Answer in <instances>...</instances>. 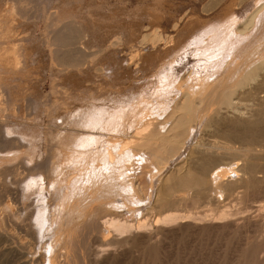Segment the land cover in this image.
I'll use <instances>...</instances> for the list:
<instances>
[{"label":"bare ground","instance_id":"6f19581e","mask_svg":"<svg viewBox=\"0 0 264 264\" xmlns=\"http://www.w3.org/2000/svg\"><path fill=\"white\" fill-rule=\"evenodd\" d=\"M244 1L232 0L227 9L216 17V21L211 20L218 23L210 24L212 26L209 25L205 30L203 25L204 31L199 33L201 36L198 37V43L193 44L201 50L199 52L197 49L194 55H205L204 58L208 59L207 65L205 64L206 72L204 76L195 74L192 83L188 81L190 84L183 83L185 78H180L170 85V68H165L163 76H155L150 80L147 78L148 82L142 86L133 83L132 85H137L136 92L133 89L134 93L128 94L127 87H120L122 82L118 81L128 77L123 75L126 73L124 68L127 64L133 66L140 63L142 71L150 73L154 71L159 57L166 55L169 58L183 52L186 43L197 39L194 31L195 25L199 23L193 17L172 36L162 35L158 28H152L144 37L147 38L144 41L154 42H151L152 46L138 44V48L132 46L129 49V60L112 59L106 64L108 66L105 70L103 67L99 69L103 70V74L99 75L98 84L83 85L74 79L73 83L67 85L62 93L65 97H74L79 91H84L91 99L81 114L75 113L73 117L69 116L72 117L70 119H67V113L63 115L61 123L67 122L69 131L63 133L60 130L62 126L56 121L50 126L55 133L59 132L58 137H67L69 140L66 151L62 149L66 152L64 156L68 157L63 156L61 162H65V158L72 160L74 157L73 165L70 166L77 168L76 173L64 174L67 188L57 184L52 186L54 200L66 207L61 209L60 205L55 204L52 211L46 205L38 213L35 211L36 214H30L35 217L34 222H31L34 224V227L31 226L34 239L39 241V238L47 235L52 239L51 245L41 255L32 256L34 247L30 248V243L28 245L21 241L23 237L19 238L17 229H12L7 234L5 232V227H9L5 225L10 221L11 208L20 203L22 191L16 189L14 197H10L7 183L0 181V264H63L62 257L66 264H121L127 259L124 255L129 254L126 250L128 248H132L134 252L138 249L141 251V257L138 254L141 264H191L198 256L194 257V251L191 253L180 250L182 241L192 240V245L195 246V242L204 241V235L213 231L220 238V231L226 233L224 229H228V232L222 245L236 239L239 244L236 243L237 247L232 251L230 262L227 263L220 257L216 264H264V239L249 241L250 236L248 239L245 230L254 226L257 236L260 237L264 228V147L262 143L261 147L258 145V141L264 139V95H261L264 93V0H258L256 8L241 20L236 10ZM9 14L30 15L28 1L18 0ZM141 17L142 14L136 12L131 22H128L131 24L128 28L122 27L128 24L124 21H119L122 25L120 27L106 31L104 28L101 30L102 43L111 38L121 42L131 41L140 31ZM71 23L67 22L52 35H46L47 44L52 46L48 61L57 66L79 68L83 56H88V52L80 49L82 45L77 46L83 37L74 28V23ZM178 23H175L176 28ZM13 31V22L4 16L0 20V38L5 39L0 42V160L5 162L15 160L18 150L24 151L27 148L25 143L31 139V131L34 133L31 120L26 119L25 114H22L23 123H18V118L22 117L18 115V106L20 107L21 99L28 92L24 88H18L15 83L24 72L25 65L18 48L10 45ZM251 57L254 59H250ZM63 71L64 68L61 72ZM183 77L187 78V75ZM211 80L213 84H209ZM195 82L198 84L194 85ZM101 85L108 88L106 96L96 97ZM112 89L113 91H109ZM245 99L259 101L258 106H251L250 114L244 112L247 109L243 111L240 105ZM139 108L141 111L136 114L128 129L127 121L132 116V111ZM198 127L205 131H215L223 135L225 140L198 138ZM8 129L16 134L9 136ZM115 134L122 136L118 145L112 143L115 138H110ZM237 142L240 143L239 146ZM101 145L103 147L99 148ZM187 145L189 150L181 153ZM52 146L60 147L57 144ZM177 158L179 160L175 172L165 179L161 178L162 170L169 161ZM58 163L56 168L55 162L48 155L46 160L29 170L41 176L51 175L62 167ZM122 167L127 170H122ZM1 169V175L5 177L11 174L17 183L26 180L20 178V170L12 165L3 166ZM135 179L139 182L141 191L135 186ZM26 186L31 184L27 183ZM236 192L238 193L235 194ZM225 193L234 196L243 203L242 206L239 204L240 208H231L220 205L218 200ZM253 194L259 196L255 214L249 211ZM204 199L210 200L209 202L212 200L215 206L207 210H196V204ZM142 203L147 204L144 211L141 210ZM117 208L127 209L129 218L110 215L103 222L100 221L102 215L99 216V213ZM139 212H142L141 215H138ZM89 217L93 219L91 224L100 228L95 235V242L100 248L91 247V252H88L86 243L88 231L85 233L78 228L79 221ZM241 229L245 230L244 234L240 233ZM218 232L220 233L217 235ZM18 238L20 243H17ZM134 247L137 248L136 251Z\"/></svg>","mask_w":264,"mask_h":264},{"label":"rangeland","instance_id":"374dc122","mask_svg":"<svg viewBox=\"0 0 264 264\" xmlns=\"http://www.w3.org/2000/svg\"><path fill=\"white\" fill-rule=\"evenodd\" d=\"M27 1H28V7L30 8V11H31L30 15H24V16L23 15H14V16H11L9 13L13 10V8H15V6L18 3V0H0V15H1L0 20L2 18L4 19V16H5V18H7V19L10 18V20L13 22V26H14L13 33L14 34H13L12 38H10L12 41V42H10V45L18 48V50L21 54V60H23V63L25 65V67L23 68L24 72L22 74H20V76H18L17 82H15L18 88H21V89L24 88V90H26L28 92V93L26 92L27 93L26 97L24 96L21 99L22 103H21V105L19 104L20 107L18 106V113H19L18 115H20V117L22 116L21 118H18V123H21V124L23 123L22 118L24 117V115H22V114H25L26 119L31 120V125H32V127H34L33 128L34 133H32V131H31V139L26 140L25 144H26L27 148L26 149L23 148V149H25L24 151H21L22 149L18 150L19 154L16 158L17 160L16 159L15 160H7L6 162L0 160V181H5V183H7L6 186H7L8 191L10 192V193L8 192L10 197H14L13 195H14V191L16 192V189H19L22 191V199H21L20 203H17L16 205L14 204L12 206L10 221L7 222V224L5 225V226H9V227L8 228L5 227V230H7V231H5V230L4 231L7 234L8 231L11 232L12 229H13V231L17 229L18 231L17 230L16 231L19 234L18 235L19 238L22 239L21 237H23V239L21 241L22 242L25 241L28 245L30 243V245H29L30 248H31V246L34 247L33 248L34 252H33L32 256L33 255L39 256V255H41V253H43L45 251V248L47 249L48 246L51 245L52 239L50 240V237L48 235L45 238H39L40 243H39V241L34 239V235H32L33 232H31L33 230V228L31 229V226L34 227L33 226L34 224L31 222H34L35 217H31V215L35 211L37 212V211L41 210V208L42 209L44 207L46 208V205L47 206L49 205V207H47V208L52 209V211L56 205L57 206L60 205L61 209L66 207L61 202H57L54 200V197L52 194V192H53L52 188L54 187L55 184H57V186L62 187L64 189L67 188V185H65V183H64L65 182L64 174L77 172V168H72L70 166V165H73V158L74 157L72 158V160H67L66 158L68 156L67 155L64 156V154L66 153L65 151L68 148L69 140H67V137H64V138L63 137L60 138V136L58 137L59 132L55 133V131H53L50 126H51V123L54 124V122L56 121V123H58V125L60 124L59 126H62V128L60 130L63 133L69 131V130H67V127H69L68 125H66L67 122L64 121V123H61L63 121L62 120L63 115L67 113L66 114V115H68L67 119H70L74 116L75 113L81 114L83 112V110L88 107L89 102H90L89 99H91L88 96L87 92H84V91H79L76 95H74V97L73 96L65 97V94L63 95L62 93L65 91L67 85L70 83H73L72 80H74V79H77L76 82L78 83L80 81L79 84H83V85L98 84L97 80L99 79L100 76H102L103 70H105V68H107L108 65H106V64H109L112 59H113L112 61L129 60V53L131 50L130 48H132V46H134L135 48H138L139 47L138 44H140V46L146 45V44L149 46H152V44L154 42L151 41L152 42V44H151L150 41H147V40L144 41V39H147L144 37L146 36V34L150 33L152 28H158L161 31L162 35L172 36V35H175L178 32V30H180L193 17V18H197L198 23H199V25L198 24L195 25L196 29L194 31V34L196 35L197 39H192L195 41H191V43H186L185 49L183 52H179V53H177V55L175 54L169 58L166 55L164 57L163 56L159 57V60L155 65L156 67H155L154 71L150 72V73L149 72L146 73L145 71H142V67H141L140 63H137L136 65H133V66H130V65L128 66V64H127L124 68V71L126 73L127 72L130 73L131 77L129 76L128 73L127 74L125 73L123 75H126V77L127 76L128 77L126 79H124L123 81L122 80L118 81V82H122V83L125 82L124 84L120 83L121 84L120 87H127L126 91H128V94L134 93V91L136 92V90H137V85H132L133 83H135V84L137 83L138 85L141 84L140 86H142V84L148 82L147 78H148V80H150V79L154 78L155 76H157V77L159 75L163 76V75H165V73H164L165 68L166 69L170 68L171 69L170 75L172 76L171 77L172 79L169 80L170 85H172L175 81L177 82L178 80H180V78H185L184 80L186 82L183 81V83H185V84H187L188 81H190L192 83V81L194 80L193 78L196 76L195 74L199 73L203 76L205 75L204 72H206L205 68H206V65L208 62L207 57L204 58L205 55L204 56L194 55L198 49V47H195L194 44L196 42L198 43L197 40H198V37L201 36L202 31L207 29L210 24L214 25L215 23H218V22H211V20L216 21V17L219 14L223 13L227 9V6H229V4L232 3V0H27ZM257 1L258 0H245L242 3V5L239 8H237V10H236L237 11L236 14L238 15V17L241 20L245 19L247 17V15L256 8ZM136 12H137V14L138 13L142 14V17L140 18V22H139V24H140L139 30L140 31L138 32L137 36H134L135 38H132L131 41H122V42L118 41L116 38L115 39L111 38V39H109L108 42L102 43L101 34H103L102 31L104 30V28H105L104 31H106V29L108 30V29L113 28V27L114 28H116L118 26L120 27L122 25L120 24L119 21H121V22L124 21L127 23L131 22L134 15L136 14ZM120 19H122V20H120ZM178 21H179V23H178ZM205 21H206V23H205ZM67 22H70V23L73 22L74 24L73 23H71V24H73L74 28H76L79 31L78 33L81 35V37H83L80 39L81 42L80 41L78 42L77 46L80 47L82 45L80 49H83V51L88 52L87 53L88 56H83V59H82L83 61H82L81 66L79 68H74V67L69 68L67 66H62V65L57 66V64L55 65V64L50 63V61H48L49 60L48 59L49 49L52 48V46L49 47V44H47L48 42L45 40L46 35H52L56 29L61 28L63 25L67 24ZM202 22H203V24H202ZM175 23L176 24L178 23V25H177L178 28H176ZM203 25H204V27H203ZM205 25H207V26H205ZM212 25H210V27ZM129 26L131 27L130 23L125 24L122 27L128 28ZM263 26H264V24H263ZM202 27L204 28V30ZM232 28L236 29V26H233ZM199 33H201V34H199ZM195 35H194V37H195ZM2 39L3 38H0V42L5 41V39L4 40H2ZM142 39H143V41H142ZM143 42H144V44H143ZM193 42H195V43L193 44ZM104 46H106L107 48ZM195 48H196V51H195ZM198 51L201 52V50H199V49H198ZM252 58L253 57H251L250 59H252ZM25 63H27V64H25ZM167 63H168V65L170 64L169 67H168ZM102 67H103V70L99 71V69L101 70ZM130 67H131V70H129ZM63 68H64V71H66V72H64V71L61 72L63 70ZM68 68L71 72L69 70H67ZM193 69H194V71H193ZM161 72H163V73H161ZM77 73H78V75H77ZM186 75H187V78L183 77ZM77 77H79V78H77ZM129 78H130V80H129ZM131 78H133V79H131ZM22 79L24 81L25 80L26 81L24 82ZM92 81H94V82H92ZM170 81L172 83H170ZM190 82L188 84H190ZM197 84H196V82L194 83V85H197ZM209 84H213V80H211V82ZM105 87L106 86L101 85V87H100L101 89L99 90L100 93L98 92L96 97L106 96V92L108 91V88H105ZM156 87L159 88V85H157ZM133 89H134V91H133ZM184 89H186V88H184ZM102 91H104V92H102ZM109 91H113V89L109 90ZM198 91H196V92H198ZM262 94L264 95V93H261V95ZM61 97H63V98L61 99ZM247 103L250 106H248ZM257 103H259V101L255 100V99L254 100H248V101H247V99H245V100L241 101L240 105H241L243 111L247 109L244 112H247L250 114L249 111H250L251 106H254V105L258 106ZM28 107L30 108V110ZM140 111H141V108H139V110H137L135 112L132 111L133 112L131 114L132 116H130V118L127 121L128 129L133 124L132 120L135 119L136 114L138 115L139 114L138 112H140ZM28 113H31V115ZM70 113L73 115H71ZM58 115L60 117H58ZM69 116H72V117H69ZM55 117L57 118V120H55ZM58 118H60V119H58ZM10 119H12V118H9V120ZM199 130L201 132L205 131V130H203L202 127L201 128L198 127V131H197L198 138L202 137V138H205V140H219V141L225 140V138H223V135L221 136L219 133H216L215 131H212V130L208 131L207 130L204 133L202 132L200 134ZM7 132H9L8 133L9 136H13L14 134H16L14 132H11L10 129H8ZM10 132H11V134H10ZM110 138H115L114 141H112V143L113 144L115 143L114 145H118V142L122 139V136L115 134V136L113 135V137L111 136ZM59 139L61 141H59ZM105 140L107 141V139H105ZM62 142H63V144H62ZM65 143L67 146L65 145ZM238 143L239 142L236 143L237 146L240 145V143L239 144ZM258 143H259L258 144L259 146L263 144V147H264V139L259 140ZM53 144H57V146L60 145V147H56V146L53 147L52 146ZM61 145L62 146L64 145V146L62 147ZM104 146H106V144H104ZM102 147H103V145L99 146V148H102ZM186 147L187 148H185L181 153L189 150V145H187ZM51 148H52V150H51ZM56 148H58V149H56ZM49 149H50V151H49ZM62 149L65 151H63ZM26 150H27V152H25ZM32 150H34V151H32ZM29 151H30V154L28 153ZM61 151L63 153H61ZM23 154H24V156H23ZM58 154L59 155L63 154V155L62 156L60 155L61 156L60 157ZM48 155L51 156V159H53L55 164L59 162L58 166H60V164H62V167L60 169H58V172L55 171L56 173L53 172L51 175H46V176H41L37 172L31 173L29 168L37 167L41 162L46 160V157ZM25 156H26L27 160L25 159ZM63 156L66 158H65V162L63 161V163H62L61 160H62ZM175 160H177V161H175ZM175 160L169 161V163L166 165V167L162 170L161 178L164 177L163 179H165L168 177V175L170 176L171 173L173 174V172H175L174 169L177 168V164H178L177 162H178L179 158H177ZM74 162H76V160H74ZM11 165H12V167L17 168L18 171L20 170L21 171V172L19 171L20 178H23L26 180H23L21 183H17L13 180V176L11 174H9V175L7 174V175H5V177H4V175H1V170H2L1 168L3 166H11ZM65 167H66V171H65ZM56 168H57V164H56ZM123 169H124V171L127 170L126 168L122 167V170ZM22 175H24V176H22ZM126 177H129V175H126ZM31 181H32V183H31ZM51 181L52 182L54 181V182L51 183ZM133 181L135 183V186L139 188V191H141V186H140L139 182L136 179ZM27 183H30L31 186H26ZM237 193L238 192H236L235 194H237ZM252 196L253 197H252L251 202H250L252 207L250 208L249 211H251L253 214H255L256 213V211H255L256 206L255 205H257V203H258L257 200L259 199V196L257 197L256 194H253ZM144 198L145 197H143V199ZM207 200L208 199L201 200L199 202V204H196V206L194 208L198 207V209H196V210L202 211V210H207L208 208H212L213 206H215V203L213 204L212 200H211L212 203L209 202L210 200H208V201ZM47 202H49V203H47ZM252 202L255 204H252ZM218 203L222 206H228L231 208H233V207H235V208L239 207L240 208V206H242V204H243V203L237 201L234 198V196L228 195L226 193L223 194V196L220 198V201L218 200ZM144 204L143 205L140 204L141 210H143V211L147 208V204L146 205H144ZM239 204H241V205L239 206ZM35 209H37V210H35ZM111 210H108L109 213L107 211H105L106 213L105 212L99 213V216L102 215V216H100L101 218H99V216L97 214L100 221H102L104 218L107 219L110 215H113V216L118 215V216H120V218H123V219L129 218L128 216H130L129 211L127 209H124V208H117V209H114V210L111 209ZM36 212H35V214H36ZM141 213L142 212H139L138 215H141ZM243 213H245V212H243ZM31 219H33V220H31ZM106 219H104V220H106ZM82 220L83 221H79L78 228L83 229L85 233L88 231L86 233V237H87L86 243H87L88 248H89L88 252H91L95 248H100L97 245L98 243L95 242V235L99 233L100 228L91 224V222L93 220L91 217H89L85 220L84 219H82ZM85 222H86V224H85ZM10 225H12V226H10ZM25 225H26V227H25ZM80 225H81V228H80ZM9 228H11V229H9ZM28 229H30V230H28ZM254 229H255L254 226H249V227L245 228V230L247 231L248 239L250 236L249 241L251 240V241L257 242V241H261L262 239H264V228L262 230L260 237L257 236L256 231ZM245 230L241 229L240 233L244 234ZM220 232L222 233L223 231H220ZM220 232H218L217 235ZM224 232L227 233L228 229L227 230L224 229ZM221 233L219 234L221 239L219 238V236L218 237L216 236V231L210 232V233H208V235L205 234L204 239L207 241H205L203 239L204 241L200 242V240H198L197 242H195L196 247L193 246L194 242L192 240H191L192 242L190 240L189 241L185 240L186 242L183 240L182 242L185 244L180 242V244L182 243L179 246L180 250L184 249L183 252H191V253L194 251L192 254L195 253L196 255L194 254L195 256L194 255L193 256L194 257L198 256V257H196V261H193L191 264H216V263H218L220 257H221V259L226 260V262L228 263V262H230V260L232 258V251L234 250V248L237 247L236 243L239 244V242L237 241L238 239H236L233 242H229L228 244L222 245L223 243H225L224 236L226 237L227 234L222 233L223 235H221ZM206 236L209 237L210 239L207 238ZM24 237L26 239H24ZM92 237L94 240L92 239V244H90ZM20 239L18 241H17V239H15V240L17 241V243H20L19 242ZM43 239H44V241H43ZM219 240L221 241V244H220ZM31 241H33V242H31ZM31 243H33V244H31ZM93 243H94V245H93ZM95 243H96V245H95ZM230 243L231 244L233 243L235 245L232 244L233 245L232 246ZM34 244H35V246H34ZM209 244L210 245L212 244V246H209ZM214 244H217L218 248H216L217 245H214ZM182 246H184V248H182ZM190 246L194 247V248H192L194 250H192ZM205 246H207V248H205ZM220 246H222V247L219 248ZM91 247L93 249H91ZM185 247H187L188 249H185ZM210 247H212V248H210ZM134 248L136 251L137 248L136 247H134ZM189 249H190V251H189ZM218 249L220 252L217 251ZM126 250H128L127 252L129 254L124 255L125 256L124 258L125 259L127 258V259L124 260L121 264H136V263L139 264L140 263L139 260H141V258H139L138 256L140 255V257H141V254H139V252L141 253V251H138L139 250L138 249L136 252H134L132 250V248H128ZM129 250H132L133 252L129 251ZM215 252L217 254H215ZM222 252H223V254H222ZM125 253H126V251H125ZM132 255H134V256H132ZM129 257H131V258L129 259ZM136 259H138V261ZM212 259H213V261H212ZM61 260H62L63 264H66V263H64L65 262L64 257H62ZM205 260L207 262H205Z\"/></svg>","mask_w":264,"mask_h":264}]
</instances>
